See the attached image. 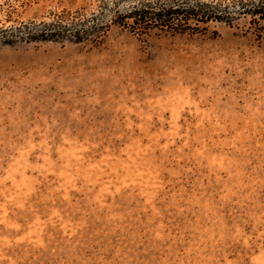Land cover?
<instances>
[{"label":"rangeland","instance_id":"374dc122","mask_svg":"<svg viewBox=\"0 0 264 264\" xmlns=\"http://www.w3.org/2000/svg\"><path fill=\"white\" fill-rule=\"evenodd\" d=\"M138 1L0 0V30ZM0 264H264V41L246 17L0 37Z\"/></svg>","mask_w":264,"mask_h":264},{"label":"trees","instance_id":"16d2710c","mask_svg":"<svg viewBox=\"0 0 264 264\" xmlns=\"http://www.w3.org/2000/svg\"><path fill=\"white\" fill-rule=\"evenodd\" d=\"M105 9L78 22H29L2 29L0 37L25 42L80 43L101 38L112 24L135 31H146L154 25L172 33H185L196 32L212 21L231 26L238 18L246 17L254 36L264 41V0H234L232 4L153 0L138 1L116 10ZM108 11L112 14L106 17Z\"/></svg>","mask_w":264,"mask_h":264}]
</instances>
